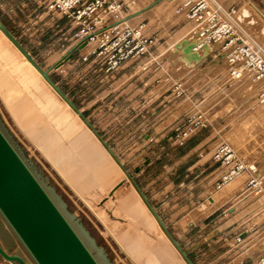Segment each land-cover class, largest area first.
<instances>
[{"label": "rangeland", "instance_id": "374dc122", "mask_svg": "<svg viewBox=\"0 0 264 264\" xmlns=\"http://www.w3.org/2000/svg\"><path fill=\"white\" fill-rule=\"evenodd\" d=\"M220 1L238 13L243 5L252 9L254 22L237 21L264 49V0ZM0 19L99 133L0 31V126L102 264H188L137 188L194 264H228L233 247L264 237L261 84L232 80L213 49L185 67L176 41L191 43L197 27L174 13L170 0L130 20H145L155 41L148 55L113 74L83 59L95 43L73 50L80 29L72 21L35 0H0ZM196 113L209 124L181 144L175 134ZM221 141L258 168L262 191L248 189L247 173L213 189L212 156ZM4 224L0 214V239L21 246Z\"/></svg>", "mask_w": 264, "mask_h": 264}, {"label": "built area", "instance_id": "2783aa9c", "mask_svg": "<svg viewBox=\"0 0 264 264\" xmlns=\"http://www.w3.org/2000/svg\"><path fill=\"white\" fill-rule=\"evenodd\" d=\"M39 7L49 12H59L77 26L80 43H95L91 54L94 62L102 65L109 73H117L127 62L140 59L150 53L155 39L148 34L147 23L141 20L132 23L128 18L136 11L138 0H35ZM173 11L196 24V38L190 44L192 51L200 53L205 49L218 51L216 56L228 64L232 80L243 79L260 83L258 101L264 104V49L251 38L237 21L238 9L225 6L220 0H170ZM207 51L205 54H207ZM176 91L181 94V86ZM204 113L190 115L188 126L177 132L180 143L197 129L207 127L209 121ZM213 165L217 177L213 189L221 190L238 176L249 175L248 189L260 192L263 176L258 168L249 164L230 143L221 141L213 150ZM244 242L243 233L235 238ZM247 264V263H240ZM251 264H264V254Z\"/></svg>", "mask_w": 264, "mask_h": 264}, {"label": "water", "instance_id": "95a60500", "mask_svg": "<svg viewBox=\"0 0 264 264\" xmlns=\"http://www.w3.org/2000/svg\"><path fill=\"white\" fill-rule=\"evenodd\" d=\"M0 29L62 97L69 102L72 108L79 112V109L72 100L51 79L49 76L50 70H43L36 63L30 53L1 19ZM86 45L87 41H83L74 47L73 50H79ZM190 48L192 49L191 44ZM72 51L65 56L64 60L72 56ZM79 115L84 117L82 112ZM84 119L89 128L99 136L93 124L85 117ZM102 142L108 146L104 140ZM110 153L114 155L112 150H110ZM137 190L182 257L188 264H194L179 242L172 236L160 215L148 201L146 195L140 188H137ZM0 214L35 264H102L1 126ZM0 256L6 261L15 264H28L24 256L10 253L1 243Z\"/></svg>", "mask_w": 264, "mask_h": 264}, {"label": "bare ground", "instance_id": "6f19581e", "mask_svg": "<svg viewBox=\"0 0 264 264\" xmlns=\"http://www.w3.org/2000/svg\"><path fill=\"white\" fill-rule=\"evenodd\" d=\"M163 0H159L158 2H152L149 4H145L144 6H141L140 9H138L133 15H131L128 19L129 20H132V19H135L139 16H142L144 15L146 12H149L150 10L154 9V7H156L158 4H160ZM239 15H237L238 17V21H245L247 23H250V22H254L256 20V17H254V14L252 12V9H250L249 7L243 5L240 9V12L238 13ZM0 31L4 34V32L0 29ZM4 36L11 42L13 43L5 34ZM15 36V35H14ZM16 37V36H15ZM195 40V37L194 39ZM179 41H183L181 43H179ZM190 40H188L186 37H182L180 40L176 41L177 44H179V47H180V51L182 55V59H184L185 63H189V64H192V63H196L198 61H201L205 56H206V52L209 51L208 49H205L204 51H200V53H195L194 51H192V49L190 48ZM14 44V43H13ZM91 44V43H90ZM90 44H88L87 46H89ZM15 45V44H14ZM16 46V45H15ZM86 46V47H87ZM172 47V44L170 46V48ZM175 46H173L174 48ZM16 48L19 50V52H21V50L16 46ZM172 48V50H173ZM178 52V53H179ZM22 53V52H21ZM177 53V52H176ZM22 56L24 57L25 61L27 64H29L31 67H33L37 73H39L40 75H42V73L32 64V62H30L28 60V58L22 53ZM179 56V55H178ZM180 61V60H179ZM183 61V62H184ZM178 62V61H177ZM176 62V63H177ZM181 62V61H180ZM218 61H212L210 62L209 64V67L207 68V70L210 69V66L216 64ZM183 66V65H182ZM191 66V65H190ZM185 67H187V65H185ZM43 76V75H42ZM44 77V76H43ZM45 78V77H44ZM46 79V78H45ZM47 80V79H46ZM47 82L50 84V82L47 80ZM51 85V84H50ZM52 86V85H51ZM53 87V86H52ZM54 88V87H53ZM55 89V88H54ZM56 90V89H55ZM57 91V90H56ZM58 92V91H57ZM59 93V92H58ZM60 94V93H59ZM61 95V94H60ZM62 97V95H61ZM64 98V97H62ZM65 99V98H64ZM66 100V99H65ZM66 102L69 104V102L66 100ZM70 105V104H69ZM71 106V105H70ZM72 107V106H71ZM82 112L80 109H79V112H77L78 114ZM261 116L264 117V112L261 111ZM244 178V177H243ZM243 178H240L238 180V182L240 180H242ZM212 203H217V199L214 198V200H211ZM203 208H205V205L203 206ZM200 210V209H199ZM155 216V215H154ZM156 217V216H155Z\"/></svg>", "mask_w": 264, "mask_h": 264}, {"label": "crops", "instance_id": "0c3cea01", "mask_svg": "<svg viewBox=\"0 0 264 264\" xmlns=\"http://www.w3.org/2000/svg\"><path fill=\"white\" fill-rule=\"evenodd\" d=\"M150 1H154V2H158L159 0H149ZM165 1H169V0H165ZM163 2V1H162ZM140 4L139 8H137V6ZM144 5V3H142L141 0H138V4L136 6V11L138 9L141 8V6ZM135 11V12H136ZM49 12V11H48ZM134 12V13H135ZM133 13V14H134ZM132 14V15H133ZM211 176L213 177L211 179V181L209 182V184H213L215 178L217 177V173L216 171H212ZM208 196V195H207ZM211 200H214V195L213 196H208L207 197V201L210 203ZM4 223V222H3ZM3 229L6 233H8L10 236H14L15 238L16 235L14 234V232L11 230V228L8 226V224L5 221V224L3 225ZM12 236V237H13ZM1 238V237H0ZM14 239V238H13ZM264 239V237L260 238L259 240H257L255 243L251 244V245H244V246H235L231 249V255L229 256V261L228 264H240L242 262L247 263V264H251L253 263L259 256L264 254V242H261V240ZM18 240V238H17ZM15 240V241H17ZM19 241V240H18ZM20 242V241H19ZM261 242V243H259ZM0 243L3 245L4 248L7 249V251H9L10 253H17L20 254L22 256H24L27 259V254L26 251H24V247L22 248L21 246L17 247L16 249H13L10 246L5 245L4 241H2V239H0ZM17 243V242H16ZM15 244V242H14ZM21 244V243H20ZM258 244V246H257ZM28 264H31L28 259H27ZM0 264H15L13 262L10 261H6L5 259H3L0 256Z\"/></svg>", "mask_w": 264, "mask_h": 264}]
</instances>
